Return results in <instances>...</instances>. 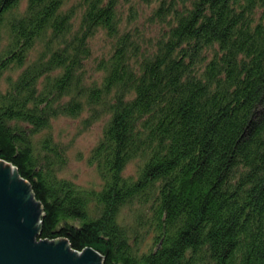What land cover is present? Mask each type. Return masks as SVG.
<instances>
[{
	"label": "trees",
	"instance_id": "1",
	"mask_svg": "<svg viewBox=\"0 0 264 264\" xmlns=\"http://www.w3.org/2000/svg\"><path fill=\"white\" fill-rule=\"evenodd\" d=\"M62 118L104 124L90 185L65 175ZM0 161L41 205L38 241L264 264V0H0Z\"/></svg>",
	"mask_w": 264,
	"mask_h": 264
},
{
	"label": "water",
	"instance_id": "2",
	"mask_svg": "<svg viewBox=\"0 0 264 264\" xmlns=\"http://www.w3.org/2000/svg\"><path fill=\"white\" fill-rule=\"evenodd\" d=\"M3 163L12 167L0 161V264H102L101 256L91 249L82 252L79 260L75 257L80 252L65 240L38 241L41 205L17 172L19 179L10 167L2 171Z\"/></svg>",
	"mask_w": 264,
	"mask_h": 264
},
{
	"label": "rangeland",
	"instance_id": "3",
	"mask_svg": "<svg viewBox=\"0 0 264 264\" xmlns=\"http://www.w3.org/2000/svg\"><path fill=\"white\" fill-rule=\"evenodd\" d=\"M146 11L149 12L145 7L141 9V12L145 15L147 14ZM143 17L144 16L142 15V18ZM109 43L110 42L105 38L103 33H99L92 40L93 59L91 66L97 60L101 59L103 55L108 53L110 49ZM53 124L55 127V135L59 139H63L66 143L73 145L69 150L70 160L69 165L65 170V175L71 179H76L83 185H90L95 182L96 175L94 169L89 166L87 159L90 151L96 146L101 138L104 126L103 122L95 124L87 131L82 130L79 120L77 121L76 119L62 118ZM61 242L62 241H57L58 244ZM98 262L99 260L97 263Z\"/></svg>",
	"mask_w": 264,
	"mask_h": 264
},
{
	"label": "bare ground",
	"instance_id": "4",
	"mask_svg": "<svg viewBox=\"0 0 264 264\" xmlns=\"http://www.w3.org/2000/svg\"><path fill=\"white\" fill-rule=\"evenodd\" d=\"M6 167H10V166L7 165V164H5V163H3L2 171L5 170ZM10 170H11L12 176H17V173H16L15 169H13L12 167H10ZM17 178H18V176H17ZM65 248L67 249V246H65ZM82 255H83V253L76 254V257L75 258L80 260L81 257H82Z\"/></svg>",
	"mask_w": 264,
	"mask_h": 264
}]
</instances>
